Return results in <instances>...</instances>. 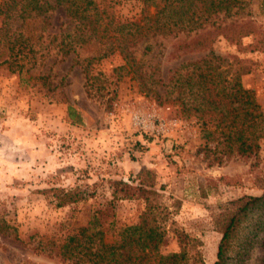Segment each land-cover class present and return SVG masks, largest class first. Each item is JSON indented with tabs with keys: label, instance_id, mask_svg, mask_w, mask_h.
I'll return each instance as SVG.
<instances>
[{
	"label": "rangeland",
	"instance_id": "obj_1",
	"mask_svg": "<svg viewBox=\"0 0 264 264\" xmlns=\"http://www.w3.org/2000/svg\"><path fill=\"white\" fill-rule=\"evenodd\" d=\"M97 2L106 12L86 30L73 31L59 8L23 25L16 17L5 22L27 68L12 71L0 56V220L11 227L0 232V264H74L59 248L80 227L100 231L95 244L113 242L120 227L139 220L146 202L114 198L112 181L136 185L145 168L155 173L157 194L149 199L165 234L144 264L178 252V232L196 241L189 263L213 264L218 214L234 199L263 191L264 138L249 155L223 151L214 128L229 105L214 96L212 84L202 92L192 84L208 66L201 60L209 61L207 50L180 49L193 32L150 33L129 46L135 63L126 65L122 54L107 50L115 43L108 35L141 19L142 4ZM197 15H208L207 29L216 22L231 35L214 33L209 49L233 64L227 79L236 67L249 68L240 81L264 111V0ZM68 42L74 48L65 54ZM181 77L191 85L181 87ZM67 191L77 200L59 205ZM250 260L264 264V245L250 251Z\"/></svg>",
	"mask_w": 264,
	"mask_h": 264
},
{
	"label": "trees",
	"instance_id": "obj_2",
	"mask_svg": "<svg viewBox=\"0 0 264 264\" xmlns=\"http://www.w3.org/2000/svg\"><path fill=\"white\" fill-rule=\"evenodd\" d=\"M142 4L141 13H145L138 21H130L119 24L117 33L108 35L115 43L109 44V52L118 51L122 54L126 65H133L134 56L130 50L136 41L146 39L150 33L162 35L177 34L182 32L186 36L194 33L186 42L179 43L183 52L208 51V59L203 58L202 63L208 64L198 74L196 84L200 92L209 90L208 84H212L214 96L225 99L229 109L223 108L219 111L218 122L215 130H219L221 146L225 153H237L249 155L259 149V141L264 138V111L256 102L252 90L244 88L240 77L249 72V68L240 65L231 72L227 79L225 74L232 68L228 58L215 55L209 48L210 37L222 34L226 38L231 35L224 31L220 24L213 30L206 27V18L201 19L197 13H230L237 6L239 0H138ZM196 3L198 6H196ZM153 7L154 11H149ZM61 9L68 18V23L75 30H86L93 23L99 22V10L97 0H0V45H5V54L1 61L6 63L12 71L19 74L23 72L26 64L23 62L24 55L21 49H15V42L7 35L5 22L16 17L25 22L44 16L54 9ZM152 13V14H151ZM69 26V27H70ZM177 30L173 32V29ZM70 29V28H69ZM94 30V27L92 28ZM107 34L106 28H103ZM215 31V32H214ZM237 36L248 34V32H234ZM103 36H107L102 33ZM85 39L81 38V41ZM63 40H60L62 44ZM64 53L73 50L74 45L66 43ZM148 47V46H147ZM1 48V46H0ZM105 54V53H104ZM212 62V63H211ZM238 63L239 60H236ZM224 63L226 68L222 69ZM185 77V76H184ZM181 87L191 85L189 78L183 79ZM191 79V78H190ZM198 94V93H196ZM199 96V95H198ZM71 112V108L69 109ZM214 131L210 133L213 134ZM136 185L128 184L121 180H113L114 198H143L146 202L145 209L141 212L139 220L130 225L119 228L117 238L113 242L99 240L94 243L93 237L100 231L88 233V228L80 227L70 234L60 245V255L74 264H144L151 253H155L161 243L165 229L162 221H159V207L149 197L157 194L153 189L155 186V173L150 169H142L137 174ZM59 205L77 200L74 192H65ZM158 211V212H157ZM215 226L221 237L217 246L216 260L213 264H252L250 251L255 247L264 245V187L259 195H242L232 201V207L218 214ZM11 227L0 220V232H7ZM93 236V237H92ZM180 250L165 255L159 254L154 264H193L189 263L192 255H188L191 249L196 250L195 239L188 238L183 232L177 235ZM198 253V252H197ZM194 253L193 260L196 258ZM264 263V261H263Z\"/></svg>",
	"mask_w": 264,
	"mask_h": 264
}]
</instances>
